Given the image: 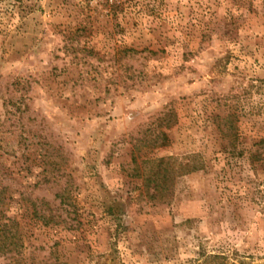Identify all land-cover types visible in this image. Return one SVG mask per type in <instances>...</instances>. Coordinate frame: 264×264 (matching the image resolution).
<instances>
[{
  "label": "rangeland",
  "instance_id": "obj_1",
  "mask_svg": "<svg viewBox=\"0 0 264 264\" xmlns=\"http://www.w3.org/2000/svg\"><path fill=\"white\" fill-rule=\"evenodd\" d=\"M0 264H264V0H0Z\"/></svg>",
  "mask_w": 264,
  "mask_h": 264
}]
</instances>
